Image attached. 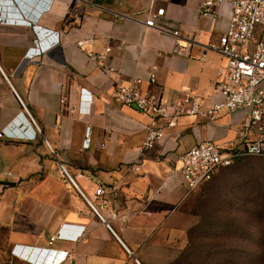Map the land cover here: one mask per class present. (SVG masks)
Instances as JSON below:
<instances>
[{
	"label": "crops",
	"instance_id": "1",
	"mask_svg": "<svg viewBox=\"0 0 264 264\" xmlns=\"http://www.w3.org/2000/svg\"><path fill=\"white\" fill-rule=\"evenodd\" d=\"M12 1L0 3V19L20 13L32 24L0 22V132L23 134L0 139V264H36L41 253L46 264H60V252L69 253L61 264H177L200 222L193 205L202 190L185 186L182 157L204 140L244 149L245 113L223 112L216 122L184 117L144 150L151 118L119 104L114 91L133 78L148 82L156 68L168 103L186 90L213 94L226 64L214 47L228 29L229 4L209 17L201 14L203 0H34L17 8ZM160 9L158 29H147L141 22ZM36 27L50 33L45 44L55 34L56 45L27 57L40 40ZM108 47L104 63L90 58ZM84 90L94 98L89 116L78 113ZM89 202L98 209L104 202L100 216ZM64 226L85 229L72 238Z\"/></svg>",
	"mask_w": 264,
	"mask_h": 264
},
{
	"label": "built area",
	"instance_id": "2",
	"mask_svg": "<svg viewBox=\"0 0 264 264\" xmlns=\"http://www.w3.org/2000/svg\"><path fill=\"white\" fill-rule=\"evenodd\" d=\"M9 2L10 0H0L1 4ZM223 3L229 4L231 9L229 26L214 49L226 60V64L218 69L216 89L213 94L202 98L192 91L186 90L180 98L168 103L158 91L156 68L151 72L148 82L141 78H133L128 84L117 85L114 91L115 99L119 104L133 108L151 118L152 122L146 128L144 150L153 149L158 143L164 141L167 137V130L176 128L179 120L184 117L216 122L223 112L233 114L242 111L245 113L242 137V140L246 141L244 149L226 150L211 140H204L183 155L180 173L185 186L190 191L211 182L221 169L232 166L239 158L264 157V0H203L201 14L209 17L215 16ZM164 13V9L156 12L150 10L147 14L148 18L141 23L147 29H158L157 20ZM10 16V14L6 15L0 19V22L32 24L31 20H27L20 13L14 19ZM36 30L40 40L35 41V47L30 50L27 57L46 53L56 45L55 34L49 36L51 43L45 44L42 35L50 33L38 27ZM174 36L179 37V32H175ZM93 42L94 39L91 38L79 42L78 46L84 48L86 44ZM111 50L112 48L108 47L104 54H90V58L104 63ZM103 72L110 74L114 70L104 66ZM5 78L10 84L8 78ZM11 88L13 87L11 86ZM15 95L36 127L34 119L16 92ZM93 99V96L87 94L85 90L81 92L79 115L89 116L93 113ZM161 122L164 123L161 124ZM35 132L34 135H36ZM22 135L19 131L4 129L0 132V139H19ZM90 143L91 128L88 127L83 147L87 149ZM62 170L66 173L63 166ZM104 193L102 186L96 191V195L100 197ZM89 204L97 215H99V209L104 206V202L99 206V209L90 202ZM84 229L73 233L64 226L61 231H67L70 237L77 238L84 232ZM59 238V233L55 234L51 237L50 244ZM124 248L130 254L125 246ZM15 254L24 259L27 258V255L21 254L19 250H15ZM55 256L57 263L61 264L68 259L69 253L60 252ZM52 260L54 259L52 258ZM136 262L139 264L138 261Z\"/></svg>",
	"mask_w": 264,
	"mask_h": 264
},
{
	"label": "rangeland",
	"instance_id": "3",
	"mask_svg": "<svg viewBox=\"0 0 264 264\" xmlns=\"http://www.w3.org/2000/svg\"><path fill=\"white\" fill-rule=\"evenodd\" d=\"M194 210L200 222L184 264H264V157L221 169Z\"/></svg>",
	"mask_w": 264,
	"mask_h": 264
},
{
	"label": "trees",
	"instance_id": "4",
	"mask_svg": "<svg viewBox=\"0 0 264 264\" xmlns=\"http://www.w3.org/2000/svg\"><path fill=\"white\" fill-rule=\"evenodd\" d=\"M248 157H252V156H248ZM248 157H243V158H239V159H237L236 161H235V163L236 162H239V161H241V160H244V159H246V158H248ZM234 163V164H235ZM224 169V168H223ZM215 178V177H214ZM213 178V179H214ZM213 181V180H212ZM210 183V182H209ZM209 183H207V184H209ZM207 184H205V185H207ZM205 185H203L201 188H202V190H203V187L205 186ZM202 190H201V193H202ZM201 193H200V195H201ZM200 195H198L197 196V198L200 196ZM197 198H196V200H197ZM196 200L194 201V205H193V208L195 209V202H196ZM193 209V211H194V213H196L195 212V210ZM197 214V213H196ZM196 228V227H195ZM195 228L193 229V231H192V233H191V240H190V243H189V246L187 247V249L185 250V252L181 255V257H180V259H179V261L177 262V264H184V262H183V260H184V258H186V256L187 255H189V254H191V253H193V245H192V243H193V235H194V232H195ZM210 257H213V258H216L217 256H219L217 253H212V254H208ZM260 257H262V258H264V251L259 255Z\"/></svg>",
	"mask_w": 264,
	"mask_h": 264
},
{
	"label": "water",
	"instance_id": "5",
	"mask_svg": "<svg viewBox=\"0 0 264 264\" xmlns=\"http://www.w3.org/2000/svg\"><path fill=\"white\" fill-rule=\"evenodd\" d=\"M33 1L34 0H16V1L13 0L12 1V4L14 6H16V8L18 6H21V7L22 6L23 7L25 6V7H27L29 4L33 3ZM2 184L5 185V186L11 185V183H9V182H2ZM48 257H49L48 254L41 253V254L35 256L34 259H35L36 264H46V262L49 260Z\"/></svg>",
	"mask_w": 264,
	"mask_h": 264
}]
</instances>
